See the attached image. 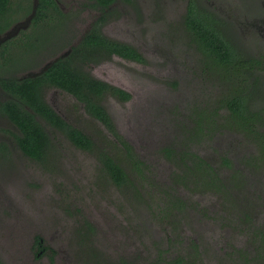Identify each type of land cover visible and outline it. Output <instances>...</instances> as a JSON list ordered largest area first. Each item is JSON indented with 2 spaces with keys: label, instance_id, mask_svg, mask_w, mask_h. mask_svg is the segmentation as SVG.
I'll use <instances>...</instances> for the list:
<instances>
[{
  "label": "rangeland",
  "instance_id": "obj_1",
  "mask_svg": "<svg viewBox=\"0 0 264 264\" xmlns=\"http://www.w3.org/2000/svg\"><path fill=\"white\" fill-rule=\"evenodd\" d=\"M27 2H21L22 8ZM30 2L29 11L17 14L2 34L28 18L34 0ZM85 2L59 0L66 16L53 15L36 27L31 22L23 29L25 34L21 30L11 37L12 57L6 52L0 74H28L68 50L97 15L86 13ZM187 3L118 0L113 8L118 15L101 25L104 35L130 42L146 59L137 62L112 56L92 66L96 77L131 94L126 102L108 97L104 105L144 162L143 178L138 171L130 173L141 182L140 195L119 189L103 170L97 152L76 148L62 135L59 153L55 150L47 162L34 161L19 151L0 156V258L4 264H171L180 259V264H249L255 249L248 243L249 236L230 221L232 211L210 192L191 194L178 188L173 182L175 165L165 156L167 147L180 148L186 131L195 125L197 112H211L240 92L227 69L198 50L183 23ZM198 4L219 16L223 32L247 59L260 61L257 74L264 88V0H199ZM32 43L40 49H30ZM45 97L68 121L92 136L98 147L109 154H126L73 95L48 89ZM227 112L223 107L221 114ZM251 141L242 131L225 129L205 131L189 146L224 176L232 168L224 166L223 158L246 176L254 162L247 157L258 154ZM263 172L258 170L247 184L260 202L258 224H264ZM170 190L186 199L190 210L174 213L165 208L164 198H173ZM37 235L50 248L40 254Z\"/></svg>",
  "mask_w": 264,
  "mask_h": 264
},
{
  "label": "trees",
  "instance_id": "obj_2",
  "mask_svg": "<svg viewBox=\"0 0 264 264\" xmlns=\"http://www.w3.org/2000/svg\"><path fill=\"white\" fill-rule=\"evenodd\" d=\"M22 1H28L25 8H22ZM98 1L101 6L110 9L109 5L115 0ZM187 1L183 19L185 28L204 56L227 69V75L231 74L229 80L240 92L226 99L221 106L214 107L211 112H197L195 125L186 131L180 148L167 147L165 156L175 165L173 182H176L178 188H185L191 194L210 192L222 200L223 208L231 210L234 216L230 221L237 223V226L249 236L248 243L254 246L255 250L249 264H264V224L257 223L256 209L260 202L247 189L249 178L256 175L258 170L260 173L264 169V101H262L264 88L257 74L260 61L247 59L245 54L237 49L223 32L219 16L208 9L199 8L198 0ZM30 8V0H0V34L14 21L17 14L28 12ZM106 12L103 11L101 21L106 18ZM62 14L55 0H39L31 27H36L39 21L53 15ZM22 33L25 34V31ZM12 43V40H8L1 44L0 67L1 64H6L7 56L11 59ZM35 48L40 49L37 43H32L30 49ZM70 49L69 54L52 60L51 65L37 75L21 78L17 72L8 76L0 74V88L6 96L5 99L0 98V115L11 119L19 127L22 134L17 136V139L25 155L30 159L37 162L45 161L46 155L55 148L50 133L59 132L77 148L99 151L102 168L112 182L119 189L129 190L138 197L141 182L132 178L130 173L134 171L141 173L144 162L139 154H136L131 142L119 132L113 117L104 105L108 97L112 96L126 102L131 99V94L120 86L96 77L92 73V66L115 55L139 62L146 59L134 45L104 35L97 26L83 35L77 45L71 44ZM52 87L73 95L82 103L86 112L107 128L126 154H108L105 149L98 148L90 135L59 114L45 98L46 90ZM223 107L229 112L221 114ZM220 116L223 118L221 122L223 128L244 132L257 147L258 154L253 155V158L247 157L248 161L254 162L246 176L241 169L233 166L229 158H223L224 166L232 168V173L224 176L210 161L189 146L194 139L202 137L205 131L212 134L218 128ZM187 129L185 126L184 130ZM170 194L173 198L169 201L164 198L165 208L168 206L174 213H183L189 209V202L179 193L176 195L170 190ZM35 242L37 253L48 249L42 236L37 235ZM182 261L176 260L171 264H180ZM0 264H4L1 258Z\"/></svg>",
  "mask_w": 264,
  "mask_h": 264
},
{
  "label": "flooded vegetation",
  "instance_id": "obj_3",
  "mask_svg": "<svg viewBox=\"0 0 264 264\" xmlns=\"http://www.w3.org/2000/svg\"><path fill=\"white\" fill-rule=\"evenodd\" d=\"M118 0H115L112 4H110L109 6H110V9H108V8H104V6H101V4L99 3V1L98 0H87V2H85L83 5H86L85 7H86V13H91V11L93 12V14L95 15V14H97L96 16H94V19L91 21V22H89V24H88V28H86L85 29V32H84V34L83 35H85L89 30H91V29H93L95 26H97L100 30H101V25L106 21V20H108V18L109 17H111V16H116V14H117V11H114L113 10V8H114V6H115V3L117 2ZM121 1H123V2H129L130 1V3L132 2V0H129V1H126V0H121ZM55 2L57 3V6L59 7V8H63V10H65V11H67L65 8H64V6H63V4H61V3H59V0H55ZM198 3H199V0H198ZM34 4V3H33ZM60 4H61V6H60ZM55 9V8H54ZM104 10H106L107 12L105 13L106 14V18L103 20V21H101L100 19L103 17V11ZM64 11V12H65ZM211 11V10H210ZM63 16H66V13H63L62 14ZM118 15V14H117ZM101 32H102V30H101ZM82 35V36H83ZM0 36H1V34H0ZM108 37H110V36H108ZM112 39H116V38H113V37H111ZM10 41V40H13V38H11V39H7V40H5V41ZM82 40V37L79 39V40H77V41H75L74 43H72V45H77L80 41ZM118 40V39H117ZM5 41H3V42H1V44L2 43H4ZM120 41H122V40H120ZM125 42V41H124ZM128 43H130V42H128ZM131 44V43H130ZM137 48V47H136ZM71 52V49H70V47H69V49L68 50H66L65 52H63V53H61V54H59L58 56H56V57H54L53 59H51V60H55V59H57L58 57H61V56H66L67 54H69ZM115 56H117V55H115ZM144 56V55H143ZM120 57V56H119ZM51 60H49V61H51ZM48 61V62H49ZM103 61H106V60H103ZM102 61V62H103ZM134 61V60H133ZM137 62H139V61H137ZM145 62V61H144ZM47 63V62H46ZM45 63V64H46ZM30 72H32V71H30ZM29 73V72H28ZM19 74V73H18ZM27 76V74H24V75H20L19 77H21V78H23V77H26ZM48 89H59V88H55V87H52V88H48ZM59 90H61V89H59ZM47 91L48 90H46V93H47ZM63 91V90H62ZM5 92H3V90L0 88V98H2V99H5V94H4ZM67 93V92H66ZM46 95V94H45ZM46 98V97H45ZM46 101H47V99H46ZM78 101V100H77ZM48 102V101H47ZM54 108V107H53ZM220 119H221V121L219 122L218 121V128L216 129L217 131H222V130H225V129H229V130H232L231 128H223L222 127V124H221V122L223 121L222 120V118H221V116L219 117ZM0 122H3L2 124L0 123V156H4V157H7L9 154H15V152H17V151H19V152H21L24 156H26L25 155V153H24V151H23V149L21 148V146H20V142L18 141V139H17V136H19V135H21L22 133H21V130L19 129V127L17 126V125H15V123H14V121H12L11 119H9V118H7L6 116H4V115H0ZM49 130H51V129H49ZM216 130H214V131H216ZM52 131V130H51ZM60 135H62L63 137H64V139L65 140H68L71 144H72V142L66 137V136H64L63 134H61V133H59V132H56V134H53V132H51L50 133V136L52 137V141H53V144H54V150L52 151V149H51V151H50V153L49 154H47L46 155V160L45 161H43V162H47L48 160H49V158H51L52 156H54L55 154H52L55 150H56V152L57 153H59V147H60V144H61V142H60V139H58L59 138V136ZM92 137V136H91ZM93 139V138H92ZM94 140V139H93ZM73 145V144H72ZM53 146V145H52ZM75 146V145H74ZM76 147V146H75ZM77 148V147H76ZM98 148H100V147H98ZM80 149V148H79ZM101 149V148H100ZM82 150V149H81ZM83 151H87V152H89V153H98L99 151H97L96 149L95 150H93V151H88V150H83ZM109 154V153H108ZM167 154V153H166ZM26 157H28V156H26ZM29 158V157H28ZM44 241V240H43ZM36 243V242H35ZM35 246H37L36 244H35ZM48 249H50L49 247H47ZM36 249H37V247H36ZM47 249H45V250H43V251H41V252H38L39 254L40 253H42V252H44V251H46Z\"/></svg>",
  "mask_w": 264,
  "mask_h": 264
},
{
  "label": "water",
  "instance_id": "obj_4",
  "mask_svg": "<svg viewBox=\"0 0 264 264\" xmlns=\"http://www.w3.org/2000/svg\"><path fill=\"white\" fill-rule=\"evenodd\" d=\"M38 3H39V0H34V6L32 9V13H30L28 18H26L23 21L18 22L17 24H15L13 27H11L8 31H6L4 34H2L0 36V46H1V42L5 41L7 39H10L14 35L18 34L21 30L26 29L31 24L32 19H33L34 15L37 11ZM51 63H52V60L47 62L46 64H44L40 69H38L36 71L29 72L27 74V76H34V75H37V74L43 72L45 69H47L49 67V65H51ZM54 109L59 114H61V112L56 107Z\"/></svg>",
  "mask_w": 264,
  "mask_h": 264
}]
</instances>
